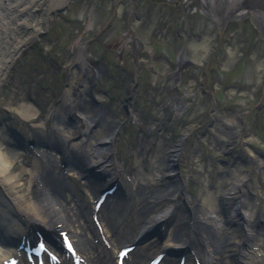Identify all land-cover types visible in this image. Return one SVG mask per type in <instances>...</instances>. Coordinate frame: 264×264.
<instances>
[{"label": "rangeland", "instance_id": "obj_1", "mask_svg": "<svg viewBox=\"0 0 264 264\" xmlns=\"http://www.w3.org/2000/svg\"><path fill=\"white\" fill-rule=\"evenodd\" d=\"M56 1L39 0L38 11L28 13L27 42L9 59L6 74H0L6 84L0 87V114L7 115L9 125L29 137L34 129L19 113L33 106L38 118L33 124L40 126L48 107L68 87V66L79 55L90 69L102 71L99 77L90 71L92 91L103 96L106 113L121 120L120 169L126 167L130 144L137 150L144 140L151 155L164 136L178 143L185 135L183 156L194 155L201 173L215 182L233 156L264 158V29L258 25L264 4L227 0L231 5L237 1L241 11L219 27L213 16L220 0ZM52 4L56 9L43 21ZM236 112L245 114L236 128L244 143L236 137L231 153L224 154L204 131L216 133L209 126L215 114L228 127ZM10 141L0 135V143ZM29 156L20 150L10 155L13 175L19 168L30 170ZM251 179L264 190L263 175L253 173ZM21 187L27 188L26 181ZM187 190L194 194L197 184L189 183ZM98 191L93 190L94 197ZM251 192H261L264 202V191ZM21 193L26 192L10 194L17 198ZM122 206L114 212L116 219L134 226L135 216ZM178 219H183L180 213ZM60 228L68 231L63 224Z\"/></svg>", "mask_w": 264, "mask_h": 264}, {"label": "bare ground", "instance_id": "obj_2", "mask_svg": "<svg viewBox=\"0 0 264 264\" xmlns=\"http://www.w3.org/2000/svg\"><path fill=\"white\" fill-rule=\"evenodd\" d=\"M38 1L0 0V74L3 76L7 64L27 42L24 33L31 27L26 23V17L32 11H38ZM253 1L264 4V0ZM55 9L54 5L47 13L44 10L41 19L49 20ZM240 11L237 1L231 5L227 0H220L213 18L220 27ZM258 23L264 29V19ZM209 53L212 56L214 51ZM79 59L78 55L68 66V87L60 99H55L54 105L48 107L49 113L42 118L40 126L33 124L38 120L33 106L29 105L26 112L19 113L35 130L31 148L34 158L28 163L30 170L19 168L13 175L14 161L9 157L18 148L8 144L10 142L0 143V187L8 194L26 192L11 203L12 214L21 222L19 224L15 219L12 222V226H17L21 232L17 237L13 235V240L17 244L21 241L29 243L31 239H37L34 230L40 228L53 235L61 232L58 225L63 224L77 245L83 264H115L113 254L117 243L136 244L135 253L127 264H142L151 253V243L148 240L146 246L140 247L138 240L154 224L161 237L167 238L161 250L181 249L188 263L195 259L201 264H263L264 229L258 217L264 222V202L261 192L254 195L251 190H264L253 186L251 175L264 176V158L233 156L232 163L221 169L223 171L219 172L215 182L201 173L202 165L198 166L194 155L183 156L185 135L178 143L164 136L151 155V145L144 140L139 142L137 150L130 144L126 167L120 169L116 144L121 120L117 115L107 114L103 96L92 91L90 71L95 77L102 71L90 69L83 58ZM261 67L263 65L258 68ZM4 86L6 84L0 78V87ZM175 106L177 104L174 105L177 112ZM2 117L0 115V124L4 126ZM213 118L209 126L216 133L212 134L208 129L204 133L212 135L213 148L224 154L231 153L236 137L243 142L239 136L241 132L237 133L236 128L244 123L245 114L236 112L228 127L218 122L216 114ZM90 170L95 178H101L100 182L87 173ZM118 172L126 173L128 178L125 185L130 193L126 195L120 194L121 186L114 183L119 177ZM80 175L85 179H79ZM22 180L26 181V189L21 187ZM98 183L100 187L115 185L114 198L128 197L124 206L136 217L133 234V229H127L125 224L103 212L98 213L102 233H95L89 216L94 212L90 203ZM189 183L197 184L194 194L187 190ZM154 186L160 188L154 190ZM158 199L166 205L156 215ZM114 212L118 214L120 209L117 207ZM144 212L147 218L143 223ZM178 213L182 215V221L177 219ZM105 243L107 248L104 249ZM4 244L1 245L0 240V264L9 255L19 259L20 253L12 252V247ZM94 246H99L98 250L93 249ZM157 247L155 244L152 249Z\"/></svg>", "mask_w": 264, "mask_h": 264}]
</instances>
